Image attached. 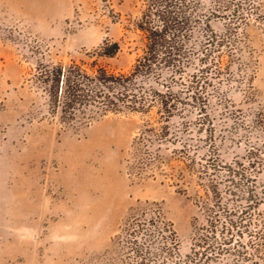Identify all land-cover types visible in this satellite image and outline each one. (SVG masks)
<instances>
[{"label": "rangeland", "instance_id": "obj_1", "mask_svg": "<svg viewBox=\"0 0 264 264\" xmlns=\"http://www.w3.org/2000/svg\"><path fill=\"white\" fill-rule=\"evenodd\" d=\"M222 1L226 10L214 16L216 0H184L180 9L190 14L185 75L202 65L205 49L216 59L206 116L188 106L164 122L154 107L143 117L109 112L66 126L37 88V63L89 71L95 61L128 72L140 52L134 28L144 0H0V185L38 190L0 202V264H243L237 243L250 264H264V0ZM105 41L120 51L97 55ZM162 125L176 138L142 134ZM211 186L222 203L215 229ZM227 211L246 224L230 251L220 250L231 237L221 228ZM202 238L216 243L198 246Z\"/></svg>", "mask_w": 264, "mask_h": 264}, {"label": "trees", "instance_id": "obj_2", "mask_svg": "<svg viewBox=\"0 0 264 264\" xmlns=\"http://www.w3.org/2000/svg\"><path fill=\"white\" fill-rule=\"evenodd\" d=\"M183 1L144 0L145 9L134 28L139 32L140 46L137 49L140 52L133 66L126 73H115L95 61L90 65L89 71L84 68L83 63L72 62L69 65L62 63L47 65L42 61L37 63L35 83L47 96L49 113L57 116L66 126L83 124L95 116L109 112L133 113L143 117L154 107L157 108V114L164 122H169L176 115L184 114L188 106H197L198 111L206 116L207 99L204 93L211 84L207 74L210 65L216 59L207 56L210 49H205L206 54L199 60L202 65L195 72L185 75L186 66L189 64L185 39L190 30V14L180 10ZM216 3L217 9H211L210 16L226 10L222 0H216ZM205 29V41L210 43L215 38V34L208 23ZM222 45L223 41L218 39L211 44V52L213 53L217 48L219 50ZM119 51L118 42L105 41L99 47L97 55L113 57ZM216 75L219 76L220 72L217 71ZM175 87L180 89L175 91ZM258 123L264 130V118L260 117ZM142 134L154 135L160 140L176 138V134L171 132L167 125H162L158 129H144ZM228 171L232 176L229 181L233 183L237 171L230 168ZM208 190L213 198V204L206 207L212 220L209 227L215 229L219 224L215 209H222L221 194L214 186ZM229 194L234 195L231 190ZM233 212L227 211L228 219L221 224L222 232L230 234L231 237L220 240L223 246L220 250L230 251L231 248L228 246L233 242V236L241 235L243 230H246L245 219L241 216L238 219L233 218L235 215ZM240 214L242 215L243 211ZM210 242L202 238L198 246L207 248L213 242L216 243V240ZM171 243L174 244V239ZM236 246L239 248L237 253L241 257V262L250 264L254 257L250 261L251 255L244 250V246L239 243ZM198 255L199 253L195 251L193 256ZM197 264L205 263L199 259Z\"/></svg>", "mask_w": 264, "mask_h": 264}, {"label": "crops", "instance_id": "obj_3", "mask_svg": "<svg viewBox=\"0 0 264 264\" xmlns=\"http://www.w3.org/2000/svg\"><path fill=\"white\" fill-rule=\"evenodd\" d=\"M65 172L61 170L58 175L57 179L59 181L60 186L63 185V175ZM33 187L35 188V191H33ZM35 193L38 194L37 190V184H31L29 185L23 184L22 182H16L13 185L10 186H2L0 185V202H6L7 205L16 204V202H22L23 198L28 195V193ZM5 193L6 200L3 199L2 194ZM8 207V206H7Z\"/></svg>", "mask_w": 264, "mask_h": 264}]
</instances>
